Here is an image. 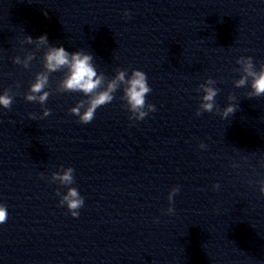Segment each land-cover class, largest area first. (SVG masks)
I'll return each mask as SVG.
<instances>
[{
	"label": "clouds",
	"instance_id": "clouds-1",
	"mask_svg": "<svg viewBox=\"0 0 264 264\" xmlns=\"http://www.w3.org/2000/svg\"><path fill=\"white\" fill-rule=\"evenodd\" d=\"M123 15L125 18L131 17L128 10H125ZM24 42L34 44L37 50L41 47L46 49L42 58L43 70L35 74L34 81L24 94V99L27 102L39 103L43 107L52 94L51 74L63 72L62 78L56 82L54 91L56 93H81L85 97L69 109L70 114L77 116L81 124L91 123L95 119L96 110L110 104L118 90H122L123 94L120 99L130 113L129 120L141 121L150 112L156 111L155 105L146 101V96L151 93L152 89L148 84L145 72L134 69L129 75L127 69H117L114 77L108 79L103 73L97 72L91 53L80 50L70 53L63 46L51 45L46 34L36 39L27 35ZM34 58L35 52H29L23 59L19 56L14 57L13 63L28 68ZM236 64L240 66L237 69L240 78L233 81L234 86L236 88L249 86L251 91L246 94L249 99L264 96V63H261L257 70L251 56H241L236 59ZM216 83V80L208 78L198 86L197 90L201 91L203 95L200 97L201 102L196 110L197 116L204 112L212 113L215 110L221 119H226L237 111L238 105L232 102L236 100V97L231 94L228 97L230 103L223 110L219 109L215 98L220 89L214 87ZM14 95L15 93L12 92L11 88L6 89L3 94H0V106L4 109H10ZM50 114L51 110L43 107L42 115L39 118L43 119ZM29 118L35 119L36 117L34 114H29ZM199 147L203 149L206 145L201 143ZM74 171L72 167L64 168L61 166L58 171L51 174L50 182L58 183L67 188L63 194L57 189L56 195L60 196V206H66L70 215L77 218L79 209L84 206V197L80 195L76 187H71L75 182ZM40 176L41 179L45 178L43 173ZM259 184V192L264 195V180H261ZM219 187V184L213 185L214 190L219 189ZM179 192L180 188L177 186L173 187L168 194L169 207L166 209V213L169 215L175 212L172 204L174 197ZM7 219V207L0 204V225L6 223Z\"/></svg>",
	"mask_w": 264,
	"mask_h": 264
}]
</instances>
